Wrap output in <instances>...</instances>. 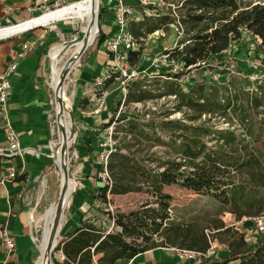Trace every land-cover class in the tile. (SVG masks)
<instances>
[{
  "label": "trees",
  "instance_id": "obj_1",
  "mask_svg": "<svg viewBox=\"0 0 264 264\" xmlns=\"http://www.w3.org/2000/svg\"><path fill=\"white\" fill-rule=\"evenodd\" d=\"M120 1L125 4L130 0ZM152 10V15L143 14L141 20L130 22V32L141 45L147 35L156 31L164 33L171 25H177L180 37L168 55L177 56L182 69L188 72L224 57L222 54L243 37L244 31L264 46V0L253 4L242 0H160V5ZM103 40L101 35L98 46ZM140 53L141 47L129 53L128 64L136 65ZM182 71L176 79L184 74ZM111 81H105L103 88ZM133 83L136 94L131 91L126 98L128 101L141 102L149 97H145L139 82ZM169 93L176 96L174 110L181 112L182 118L174 122L166 118L169 113H164L161 120L152 118L143 125L134 121L128 123L123 131H135L133 136L122 137L121 150L114 151L108 159L111 186L101 187L95 196L106 201L107 195L139 192L140 186L146 184L151 187V195L159 208L116 215L113 221L117 230L109 233L92 223L80 222L72 234L60 241L58 251L64 258L56 264H91L94 257H97L96 264H114L157 247L194 252L198 264H264V243L250 248L243 233L225 226L221 220L214 221L209 233L197 224L173 223L165 201L169 196L161 192L163 185L179 181L180 177L182 186L195 194L213 195L236 221L264 217V164L262 155L254 147L258 141L255 123L244 107L225 100L217 86H190L186 93L172 90ZM227 109L237 116L235 120L244 127L249 140H238L234 133L216 130L209 124L212 119L220 118L231 125L233 120L228 117ZM203 117L206 119L201 122ZM144 125L182 140L177 147L180 163L167 162L158 173L141 162L143 158L137 154L148 151L140 140L148 137ZM259 125L264 126V118ZM214 135L220 138L215 147H208L201 140L202 136ZM153 236L159 237L158 240ZM217 243L228 251L224 259L209 254L211 245Z\"/></svg>",
  "mask_w": 264,
  "mask_h": 264
},
{
  "label": "crops",
  "instance_id": "obj_2",
  "mask_svg": "<svg viewBox=\"0 0 264 264\" xmlns=\"http://www.w3.org/2000/svg\"><path fill=\"white\" fill-rule=\"evenodd\" d=\"M53 1L48 0L49 3ZM119 1H106L107 10L111 11V20L114 17L115 9L113 8L119 4ZM6 5L11 7V11L4 13L0 6V27L32 19L40 15L43 7L42 0H7ZM149 13L144 11L134 17H139L141 20L143 14L150 15ZM109 24L108 27L103 28L104 40L114 31L115 24L113 22L110 26ZM157 32H159V36L164 35L162 31ZM61 33V25L50 22L44 27L35 26L32 29L0 39V74L10 62L11 51H20L24 44L31 46L30 51L18 63L17 70L11 80V90L7 102L8 120L17 136L22 154L11 158L0 157V230H4L15 244L11 253H7L5 247L0 244V264H36L39 257L38 254L35 255L37 246L34 237L37 230L32 226L31 218L36 217L42 205L53 197L59 181L54 162L56 150H54L51 127L53 102L44 79L43 68L47 50L59 40ZM147 36L149 39L157 38L156 36ZM171 41L173 42L172 39ZM223 55L225 56V54ZM88 57L86 61H83L74 78L76 90L73 122L76 140L73 149L77 159L75 178H77L78 185L73 192L66 219L60 229L61 240L72 234L80 222H89L95 227L102 228L99 225L97 211L93 210L91 206H95L99 200L95 196L101 188V184L96 178L99 170L97 143L104 137L102 125L107 123L110 114L106 112L107 109L96 116L91 115L90 112L102 100L108 106L117 92L113 90L107 92L104 86L100 93L93 86L94 80L105 70H108L111 63L103 48V43L98 46V51ZM142 58L143 55L140 53L138 59L143 60ZM250 61L247 57H243L236 68V73L229 70L220 77L214 75L217 72L216 67L208 63L192 69L191 71H198L197 75L191 82L184 83L192 87L217 86L224 93L225 100H230L231 105L235 103L236 106L244 107L251 119L256 113L263 119L264 97L261 96V91L256 92V88L251 87L255 86L253 83L251 86L246 83L247 87H245L244 83L231 81L232 78H237L236 75L240 80V76L252 78L250 75L254 74V70L250 67ZM142 64L148 63L145 60L142 61ZM137 70L143 72L141 68ZM183 77L184 75L180 76V79ZM113 78L114 75L110 79ZM241 89L246 94L242 93ZM83 98L87 103H84ZM255 100L258 103H254ZM227 114L233 121H236L237 116H234V113L229 109H227ZM246 138L249 139L248 136ZM5 147L4 122L0 117V149ZM256 150L262 155L261 158H264V152L258 148ZM10 170L16 172V177L13 179H8ZM226 216L233 217L234 222L229 225L225 224V226L234 227L239 231L237 227L243 220L236 221L234 215L229 213H226ZM102 229L104 230V228ZM244 237L245 240L248 239L247 234H244ZM246 242L248 243V241ZM216 245L217 248L210 251L209 254H213L217 259L227 257L228 251L225 246L218 243ZM96 259L97 257H94L91 264H96ZM198 262L197 257L181 258L174 248L157 247L132 259L117 260L114 264H198Z\"/></svg>",
  "mask_w": 264,
  "mask_h": 264
},
{
  "label": "rangeland",
  "instance_id": "obj_3",
  "mask_svg": "<svg viewBox=\"0 0 264 264\" xmlns=\"http://www.w3.org/2000/svg\"><path fill=\"white\" fill-rule=\"evenodd\" d=\"M80 0H62L57 8L52 7V10L66 7L70 4L79 2ZM106 1L109 0H99L98 6V15L100 16L99 20V28L98 32L95 36L93 43L88 46L77 64L72 68L69 74L66 76L63 83H66L69 87V90L64 95V99L71 101V107H66L65 101L62 102V107L64 111L68 112L70 115V131L69 137L72 140L70 146L67 148L68 155V174L72 176V179L77 183V178H75V171L77 166V159L73 149L74 141L76 140V130L73 122V110L75 103V82L74 78L77 73V70L80 69L83 61L87 60V57L94 54L98 51V43L101 35H103V28L108 27L116 21L117 14L122 10L123 12H130L132 15H136L138 13H143L144 11L150 12L149 14H153L152 8L160 5V0H130L128 4H119L113 8L114 17L111 20V15L109 10L106 7ZM244 3H259L262 0H242ZM112 9V10H113ZM113 12V11H112ZM125 14V13H124ZM126 16V15H125ZM53 23L59 24L62 27V33L59 36V40L52 44L47 53L45 54V65H44V79L48 85L49 92L51 94L52 102H53V111L51 118V127L53 130V139H54V147L57 149V144L59 142V128L57 124V116L55 114V95L50 85V69L48 64V53L50 49L54 46L61 44H68L74 39H79L82 37V33L80 31V23L77 21L71 20H61L55 21ZM241 39L234 42L232 44V48L225 53L224 57H219L211 62L210 65H214L216 67L215 76L224 75L229 70H232L236 73V68L239 62L243 59V57H247L250 59L251 64L256 65V69L254 70V74L250 75L252 78H232L231 81L255 84L256 92L261 91V96L264 97V46H261L253 36L250 35H242ZM180 37V30L177 25H171L168 27L167 32H164L163 36H159L157 38L149 39L148 36L144 38V41L141 42V55H143V60H139L138 64L130 65L128 64L129 69H138L141 68L143 72L140 73V76L135 80H130L126 85L125 91L123 94L125 95L123 100V95L120 96L121 85L120 80L117 78V74L114 75L112 81L105 86V90L107 92L115 91L117 95L112 99L108 106L104 107L102 111L106 110L109 115L110 125H102L104 133L106 131L111 130V138L112 141L115 142L116 150H121L120 143L121 139L124 136H127V139H130L134 132H125L123 128H128V123L131 121L145 124L146 121L151 120H161L164 116V113H169L168 120L177 122L182 118V113L174 110L175 103L177 101L176 96L173 93H169L170 90L178 92L182 91L184 93L190 90V86L185 84L191 82V80L197 75L198 71H191L188 73V70L184 69L183 79H178L177 75L170 74L168 72V68L170 64L178 62L177 56L171 55L169 57L168 53L172 49L176 47V43L178 38ZM72 39V40H71ZM173 40V42L171 41ZM170 41V42H169ZM103 43V42H102ZM169 44V45H167ZM170 48V49H169ZM163 56L166 58L163 59ZM88 57V58H89ZM147 61L148 64L143 65L142 61ZM141 63V64H140ZM179 63V62H178ZM180 64V63H179ZM147 66V67H146ZM250 66V64H249ZM138 67V68H137ZM212 76V74H211ZM133 81L139 82L142 90L145 91L144 101L141 102H130L126 98L131 91L135 93V88ZM185 82V83H184ZM62 83V85H63ZM131 87V88H130ZM248 91V90H246ZM241 92L246 94L245 91L241 89ZM73 93V94H72ZM248 93V92H247ZM116 94V93H115ZM67 96V97H66ZM243 98V97H242ZM84 103H87L86 99L83 98ZM120 100V102H118ZM206 117L201 119V122L205 120ZM262 118L259 117V114L256 113L253 116L255 123V131L257 132L258 141L255 142L254 147L262 150L264 152V126L260 128L259 123ZM214 126L216 130H228L229 132L234 133L238 140H246L245 137L246 130H244L243 126L240 125L238 121H233L231 125H229L226 121H223L220 118L212 119V122L209 123ZM120 127V129H118ZM122 127V128H121ZM145 132L147 133V138H140L141 142L144 143L145 146L148 147V151L146 153H138V156H141V162L150 170L157 171L158 173L163 170L166 166L167 162L180 163L181 159L177 153V147L182 143L181 139L176 137H170L167 133H162L158 129L156 131H152L148 126H145ZM201 140L204 141L208 147L217 146V142H220V138L217 136H202ZM249 140V139H247ZM115 150V151H116ZM264 164V158H261ZM179 177L178 180L174 183H170L168 185H163L161 192L162 194L169 196L168 200H165L168 207V214L173 223H181L183 225L188 224H197L201 227L206 228V232H210L214 226V221L221 220L224 224L229 225L234 222L233 217L226 216L227 207H224L221 202L213 197V195L209 194H195L191 190L182 186V182ZM141 185V184H140ZM76 189V188H75ZM139 192H132L125 195L111 196L107 195L106 201L103 199H99L95 206H91L93 210L97 211L99 218V225L104 228V231L109 230L110 224L112 223L113 218L116 215H127L130 212H136L139 210H144L147 208H159L158 204L155 202V199L151 195V187L142 184L140 186ZM59 194V181L57 182V186L55 188V192L53 197L44 203L42 207L38 210V214L42 213L49 205H51L54 201L58 199ZM73 195V193H72ZM72 197V196H71ZM71 201V200H70ZM70 204V202H69ZM69 207V205H68ZM68 207L65 210V219ZM225 209V210H224ZM95 211V212H96ZM40 212V213H39ZM64 219V220H65ZM235 219V217H234ZM242 223L237 227L240 232L247 234L250 241L248 242L250 248H255L264 243V233H258L256 227L251 223L252 218H242ZM114 229V228H113ZM35 236L39 233V228L36 229ZM112 230L111 232H114ZM159 237L153 236V239L158 240ZM223 238V237H222ZM60 239L58 242V248H60ZM58 248L52 254V264L60 263L63 260L62 253L58 251ZM39 255L38 248L35 249V255Z\"/></svg>",
  "mask_w": 264,
  "mask_h": 264
},
{
  "label": "bare ground",
  "instance_id": "obj_4",
  "mask_svg": "<svg viewBox=\"0 0 264 264\" xmlns=\"http://www.w3.org/2000/svg\"><path fill=\"white\" fill-rule=\"evenodd\" d=\"M98 6L99 0H80L66 7L47 12L40 17L0 28L1 39L26 31L34 26L61 20H71L80 23V31L82 33V37L79 39H71L72 41L68 44L54 46L48 53L50 69V82L48 84L55 95L54 107L59 128V142L54 154V162L59 177V194L56 201L49 205L42 213L39 212L40 214L31 218L32 226L36 229L39 228L38 235L34 237L40 253L36 264H52V254L58 248L60 229L65 219L64 213L76 188V182L66 175L68 173L67 165L69 160L67 148L72 142L69 137L71 126L70 115L60 106L58 99L62 102L65 101L66 107H71V101L64 99V95L69 90V87L66 83L62 85V82L66 81L67 74L77 64L80 52L90 46L95 39L98 32L96 23Z\"/></svg>",
  "mask_w": 264,
  "mask_h": 264
},
{
  "label": "built area",
  "instance_id": "obj_5",
  "mask_svg": "<svg viewBox=\"0 0 264 264\" xmlns=\"http://www.w3.org/2000/svg\"><path fill=\"white\" fill-rule=\"evenodd\" d=\"M6 1L7 0H0V6H2V11L4 13H9L11 11V7L6 5ZM61 1L62 0H54L52 3H49L48 0H42V12L38 17L44 15L47 12L53 11L52 7L57 8ZM119 2L122 4L121 1ZM139 20V17H134V15H132L129 11L123 12L121 10L117 14L116 21L114 23V31L110 35H107V38L103 41V48L111 61L109 69L101 73L93 82V86L98 89L100 93L102 92L104 82L109 80L112 75L117 74V78L120 80L121 85L120 96L123 95L122 98L124 100L125 95L123 94V91H125L126 85L130 80H135L140 76L141 72L135 68L129 69L127 62L129 53L137 52L140 48V44L133 37L128 25L130 22H137ZM46 25L47 24L38 26L44 27ZM243 33V35H247V32L244 31ZM161 34L163 33L161 32ZM150 36L159 37V32L156 31ZM256 41L260 44V41L257 38ZM30 49V45L24 44L20 51H11L10 62L0 74V117L4 122V138L6 142V147L0 149V157L5 156L11 158L22 154V150L18 145L17 136L8 120L7 102L11 90V80L17 70L18 63L25 57L26 53L29 52ZM164 58H166V56H163V59ZM250 67L253 70L257 68L255 64H251ZM182 70V66L178 62L170 64L168 68V72L173 75L179 74ZM104 107H106V104L102 100L98 103L97 107H95L90 112V114L96 116L101 113ZM97 150V165L99 166V170L96 174V178L100 182L101 187L109 188L112 182L107 169V163L109 156L116 150L115 142L112 141L111 138V130L106 131L104 137L97 143ZM15 177L16 172L10 170L8 179H13ZM252 223L256 227L258 233H264V217L252 218ZM112 230H117V228L114 226L113 220L107 233L111 232ZM246 241L249 242L250 238L246 239ZM0 244L5 247L7 253H11L15 248L13 239L4 230H0ZM216 248V244L211 245L212 251ZM176 251L179 253L181 258L192 259L196 257L194 252L180 250Z\"/></svg>",
  "mask_w": 264,
  "mask_h": 264
},
{
  "label": "water",
  "instance_id": "obj_6",
  "mask_svg": "<svg viewBox=\"0 0 264 264\" xmlns=\"http://www.w3.org/2000/svg\"><path fill=\"white\" fill-rule=\"evenodd\" d=\"M99 20H100V16L99 15H97V18H96V23H97V27L99 28ZM35 27V26H34ZM30 29H32V28H30ZM29 30V29H28ZM86 49V48H85ZM85 49L84 50H82L81 52H80V54H79V59H80V57H81V55L83 54V52L85 51ZM69 74V73H68ZM67 74V75H68ZM63 83V82H62ZM58 101H59V103H60V106L62 107V101L61 100H59L58 99ZM67 175V177H70V178H72V176L70 175V174H66Z\"/></svg>",
  "mask_w": 264,
  "mask_h": 264
}]
</instances>
